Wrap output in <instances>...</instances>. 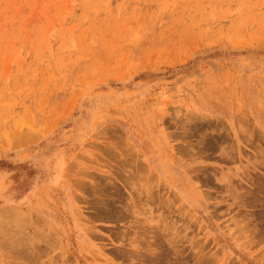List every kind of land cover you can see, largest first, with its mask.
Instances as JSON below:
<instances>
[{"label":"rangeland","instance_id":"rangeland-1","mask_svg":"<svg viewBox=\"0 0 264 264\" xmlns=\"http://www.w3.org/2000/svg\"><path fill=\"white\" fill-rule=\"evenodd\" d=\"M0 264H264V0H0Z\"/></svg>","mask_w":264,"mask_h":264},{"label":"bare ground","instance_id":"bare-ground-1","mask_svg":"<svg viewBox=\"0 0 264 264\" xmlns=\"http://www.w3.org/2000/svg\"><path fill=\"white\" fill-rule=\"evenodd\" d=\"M30 130H31V129H30ZM9 133H10V132H9ZM32 133H33V132H32ZM30 134H31V131H30ZM22 135H26V134H22ZM6 136H7V135H6ZM1 137H2V136H1ZM33 139H34V138H33ZM24 140H25V139H24ZM10 143H11V142H10ZM11 144H12V143H11ZM5 145H6V144H5ZM7 145H8V144H7ZM16 145H17V144H16ZM149 174H150V173H149ZM150 178L152 179V177H150ZM146 180H148V179H146ZM148 181H149V180H148ZM146 182H147V181H146ZM153 182H154V181H153ZM129 185H132V183L129 182ZM145 186H146V185H145ZM131 187H133V185H132ZM149 187H151V186L149 185ZM133 188H135V187H133ZM146 189H147V186H146V188L144 187V192H145V196H146L145 199L143 200V203H144V204H142V201H141L140 204H142V206L144 205V206H145V210H146V212H148V214L151 215V214L153 213V209H154V211H155V208H156V210H157L158 207L160 206V204H159V203L157 204V203L154 202L155 199H154V197H153V195H152L153 192H151V190H150V192H146V191L149 190V188H148V190H146ZM150 189H151V188H150ZM142 192H143V191H142ZM144 192H143V194H144ZM139 193H140V192H139ZM139 193H138V190L136 189V194H138V197H137V198H139ZM135 197H136V196H135ZM167 197H168V196H167ZM139 199H140V198H139ZM165 200H166V198H165ZM165 200L163 199L162 202L164 203ZM167 200H168V198H167ZM169 200H170V199H169ZM132 202H133V201H132ZM101 203H102V202H101ZM106 203H107V202H106ZM108 204H109V203H108ZM102 205H103V204H102ZM106 206H107V205H106ZM126 206H127V205H126ZM169 206H170V204H169ZM109 207H110V206H109ZM164 207H165V206H164ZM167 207H168V206H167ZM167 207H166V208H167ZM161 209H162V208H161ZM159 210H160V208H159ZM98 211H99V210H98ZM5 212H6V211H5ZM1 214H3V213H1ZM159 214H160V213H159ZM5 215H7V214H5ZM153 215H154V214H153ZM162 215H163V214H162ZM148 216H149V215H148ZM148 216H147V217H148ZM164 216H166V215L164 214L163 217H164ZM190 216H191V215H190ZM23 217H24V216H23ZM149 217H150V216H149ZM149 217H148V218H149ZM151 217H152V216H151ZM151 217H150V219H145V220H146V221L149 220L148 222L151 223L152 221H150V220H151V219L154 220L153 217H152V218H151ZM154 218H155V217H154ZM161 218H162V217H161ZM162 219H163V218H162ZM156 220H157V219H156ZM163 220H164V219H163ZM143 223H144V222H143ZM155 223H156V222H155ZM157 223H159V222H157ZM161 223H163V221H162ZM161 223H159V224H161ZM140 224H141V223H140ZM163 224H164V223H163ZM163 224H161L160 226H163ZM154 225H156V228H155V227H151L152 225H151V226L149 225V227H151V229L153 228L152 231H153L154 229H155V230H156V229H157V230L160 229V226H159L158 224H154ZM157 225H158V226H157ZM139 227H141V226H139ZM149 227H148V228H149ZM165 227H167V226H165ZM144 228H145V227H144ZM144 228H143V229H144ZM161 228H162V227H161ZM163 228H164V227H163ZM167 228L169 229V227H167ZM139 229H140V228H139ZM146 229H147V227H146ZM165 229H166V228H165ZM155 230H154V231H155ZM157 230H156V232H157ZM163 230H164V229H161L160 231L163 232ZM149 231H151L150 228H149ZM231 231H232V230H231ZM164 232L166 233V230H164ZM229 232H230V231H229ZM142 233H143V232H142ZM145 233H146V232H145ZM149 233H150V232H149ZM227 233H228V232H227ZM231 233H232V232H230V234H231ZM140 234H141V233H140ZM152 234H153V233H152ZM143 235H144V234H143ZM149 235H150V234H149ZM153 235H155V234H153ZM146 236H147V235H146ZM161 236H162V235H161ZM163 236H164V235H163ZM165 237H166V234H165ZM143 238H146V237H143ZM147 238H148V237H147ZM147 238H146V239H147ZM151 238H152V237H151ZM154 238H155V236H154ZM154 238H153V239H154ZM166 238H167V237H166ZM131 239H132V238H131ZM133 240H136V239H133ZM148 240H149V239H148ZM154 240H155V239H154ZM167 240H168V239H167ZM144 241H146V240H144ZM155 241H156V240H155ZM155 241H154V242H155ZM147 242H148V241H147ZM150 242H151V241H150ZM152 242H153V240H152ZM129 243H130V242H129ZM135 244H136V243H135ZM137 244H138V243H137ZM137 244H136V246H137ZM142 244H143V243H142ZM144 244H145V242H144ZM147 244H149L148 246L145 245L146 250L148 251L147 254H149V253L152 252V251H155V250H153V249L151 248L150 243H147ZM153 244H154V243H153ZM129 245H130V244H129ZM131 245L134 246L133 243H132ZM154 245H155V244H154ZM154 245H152V246H154ZM130 247H131V246H130ZM134 247H135V246H134ZM145 247H144V248H145ZM137 248L140 249L139 247H137ZM137 248L135 247V249H137ZM141 248H142V247H141ZM135 249H134V250H135ZM151 249H152V250H151ZM154 249H155V248H154ZM156 249H157V248H156ZM132 250H133V249H132ZM134 250H133V252H134ZM140 250H141V249H140ZM144 251H145V250H144ZM144 251H142V252L140 251V252L143 253ZM128 252H129V251H128ZM155 252H158V251H155ZM144 253H145V252H144ZM147 254H146V255L144 254V255H145V256H148ZM153 254L155 255V253H153ZM132 255H133V253H132ZM149 255H151V253H150ZM163 256H164V255H163ZM165 256H166V255H165ZM142 257H143V256H142ZM149 257H150V256H148V258H149ZM156 257H157V256H155V258H156ZM144 258H145V257H144ZM150 258H152V255H151ZM153 258H154V257H153ZM163 258H164V257H163ZM162 260H163V259H162ZM167 260H168V259H167ZM167 260H166V261H167ZM162 262H163V261H162ZM174 263H175V262H174Z\"/></svg>","mask_w":264,"mask_h":264}]
</instances>
